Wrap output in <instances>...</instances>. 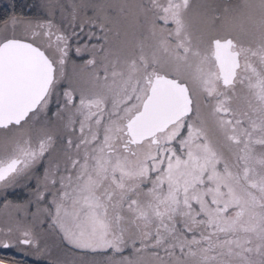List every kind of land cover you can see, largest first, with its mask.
Masks as SVG:
<instances>
[{"label": "snow or ice", "instance_id": "obj_1", "mask_svg": "<svg viewBox=\"0 0 264 264\" xmlns=\"http://www.w3.org/2000/svg\"><path fill=\"white\" fill-rule=\"evenodd\" d=\"M11 7L0 264H264V0Z\"/></svg>", "mask_w": 264, "mask_h": 264}, {"label": "trees", "instance_id": "obj_2", "mask_svg": "<svg viewBox=\"0 0 264 264\" xmlns=\"http://www.w3.org/2000/svg\"><path fill=\"white\" fill-rule=\"evenodd\" d=\"M13 0H0V24H3V20L6 16L13 14L11 7ZM16 8L14 10L16 15L32 16L35 13V9L27 7L30 3H39V0H15ZM9 24L8 26H10ZM13 29H11L12 31Z\"/></svg>", "mask_w": 264, "mask_h": 264}, {"label": "rangeland", "instance_id": "obj_3", "mask_svg": "<svg viewBox=\"0 0 264 264\" xmlns=\"http://www.w3.org/2000/svg\"><path fill=\"white\" fill-rule=\"evenodd\" d=\"M230 2L236 3V2H238V0H230ZM11 29H13V26L12 25L8 26V30L11 31ZM3 31H4V26H3V24L2 25L0 24V33H2ZM124 255L128 256L129 251H125Z\"/></svg>", "mask_w": 264, "mask_h": 264}, {"label": "flooded vegetation", "instance_id": "obj_4", "mask_svg": "<svg viewBox=\"0 0 264 264\" xmlns=\"http://www.w3.org/2000/svg\"><path fill=\"white\" fill-rule=\"evenodd\" d=\"M85 59H87V57H85ZM71 71H72V69L70 67L69 68V72H71ZM77 71H80V70L77 69ZM4 226H5V219H4V217L2 215H0V227H4ZM7 251L12 252L13 250L9 249Z\"/></svg>", "mask_w": 264, "mask_h": 264}]
</instances>
